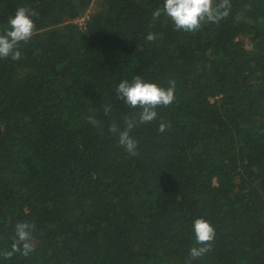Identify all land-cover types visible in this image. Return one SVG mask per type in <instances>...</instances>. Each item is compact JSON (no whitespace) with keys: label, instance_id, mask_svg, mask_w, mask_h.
I'll return each instance as SVG.
<instances>
[{"label":"trees","instance_id":"obj_1","mask_svg":"<svg viewBox=\"0 0 264 264\" xmlns=\"http://www.w3.org/2000/svg\"><path fill=\"white\" fill-rule=\"evenodd\" d=\"M230 2L192 33L153 18L164 0H0V31L37 13L0 58V250L21 221L36 248L0 264H189L198 218L216 237L191 264H264V0ZM136 75L176 99L133 156L116 88Z\"/></svg>","mask_w":264,"mask_h":264},{"label":"clouds","instance_id":"obj_2","mask_svg":"<svg viewBox=\"0 0 264 264\" xmlns=\"http://www.w3.org/2000/svg\"><path fill=\"white\" fill-rule=\"evenodd\" d=\"M230 0H164L163 8L153 13V18H159L163 12L174 24L176 30L196 32L204 23H218L230 14ZM37 13L30 7H19L9 19V28L0 31V58H11L14 61L21 59L20 45L32 39L36 31L33 17ZM148 41H154V33L147 35ZM176 82L172 80L169 86H161L154 82H147L141 76L136 75L131 81L124 79L116 88L119 99L133 109H140L133 116L125 119L126 127L119 132V144L133 156L138 155L136 149L138 142L131 136V132L138 124L150 123L158 115L157 109L170 106L176 99ZM110 107H105V114L110 112ZM89 123L98 125L99 122L89 117ZM171 123L161 122L159 132L166 131ZM115 130V125H113ZM35 230L34 222H18L15 226V235L9 248L0 250V256L10 259L16 254L28 256L35 251L32 233ZM194 233L198 247L190 250V260L201 258L212 250V242L216 237V229L205 218L194 221Z\"/></svg>","mask_w":264,"mask_h":264},{"label":"rangeland","instance_id":"obj_3","mask_svg":"<svg viewBox=\"0 0 264 264\" xmlns=\"http://www.w3.org/2000/svg\"><path fill=\"white\" fill-rule=\"evenodd\" d=\"M78 23H79V25L83 26L84 23H85V19H81V20H79Z\"/></svg>","mask_w":264,"mask_h":264}]
</instances>
